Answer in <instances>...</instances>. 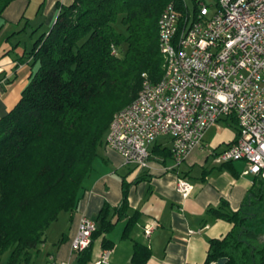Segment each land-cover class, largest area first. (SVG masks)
Here are the masks:
<instances>
[{
    "label": "trees",
    "instance_id": "trees-1",
    "mask_svg": "<svg viewBox=\"0 0 264 264\" xmlns=\"http://www.w3.org/2000/svg\"><path fill=\"white\" fill-rule=\"evenodd\" d=\"M12 1L0 0V26ZM171 1L185 12L183 0L58 4L51 29L35 40L27 54L32 59L30 79L19 101L0 117V256L9 252L7 264H28L58 215L78 207L93 161L107 145L115 113L137 97L143 73L155 82L163 77L157 26ZM119 19L125 31L117 29ZM122 184L121 204H104L94 218L92 240L103 235L106 249L113 244L107 234L119 221L126 219L127 237L139 218L137 211L129 214L125 176ZM263 203L264 179L255 176L240 208L231 210L223 200L206 209L232 228L210 240L203 264L221 257L228 258L225 264H264ZM92 240L79 252L78 264L90 260ZM134 246L133 264H145L150 250L142 243Z\"/></svg>",
    "mask_w": 264,
    "mask_h": 264
},
{
    "label": "crops",
    "instance_id": "crops-1",
    "mask_svg": "<svg viewBox=\"0 0 264 264\" xmlns=\"http://www.w3.org/2000/svg\"><path fill=\"white\" fill-rule=\"evenodd\" d=\"M73 0H13L3 12L0 26V117L19 101L31 75V57L27 56L35 40L51 29L59 12L58 4ZM238 123L233 116L221 117L206 130L200 146L178 166L172 159L170 135H160L149 145L151 157L146 168L127 164L122 155L105 145L94 160L93 169L84 182L78 207L61 212L60 235L48 249L45 241L33 250L28 264H45L49 255L78 264L79 253L72 250L81 215L97 217L104 204L119 206L122 200V177L130 183L129 214L139 213L130 235L123 237L126 219L119 221L107 237L113 241L109 264H133L135 243L150 250L145 264H203L212 238L226 235L232 223L208 214L206 209L223 200L237 210L248 199L255 176L245 174L244 159L221 162L218 154L238 137ZM162 138V140H159ZM185 177L194 188L184 196L177 188ZM64 214V215H63ZM116 218H114L115 220ZM159 224L150 237L143 225L150 220ZM103 235L92 240L91 258L99 259L104 248ZM8 256L0 264H7ZM25 264V263H21Z\"/></svg>",
    "mask_w": 264,
    "mask_h": 264
},
{
    "label": "built area",
    "instance_id": "built-area-1",
    "mask_svg": "<svg viewBox=\"0 0 264 264\" xmlns=\"http://www.w3.org/2000/svg\"><path fill=\"white\" fill-rule=\"evenodd\" d=\"M183 0L185 12L169 2L158 19L159 44L165 72L159 81L143 73L137 97L110 121L107 145L127 164L146 168L149 145L170 135L175 165L200 146L206 130L221 117L233 116L238 137L218 154L228 162L244 159L245 174L264 179V0ZM114 53L117 51L114 49ZM177 188L190 196L194 185L179 177ZM159 222L143 225L150 237ZM97 222L81 215L72 250L91 244ZM104 249L92 264H109ZM45 264H72L49 255Z\"/></svg>",
    "mask_w": 264,
    "mask_h": 264
},
{
    "label": "rangeland",
    "instance_id": "rangeland-1",
    "mask_svg": "<svg viewBox=\"0 0 264 264\" xmlns=\"http://www.w3.org/2000/svg\"><path fill=\"white\" fill-rule=\"evenodd\" d=\"M208 4L212 5L215 3V0H205ZM190 8L192 10H194L195 8V1L194 0H188ZM117 29H120L121 31H125V26L123 25V23L121 22V20L119 19L117 21L116 24ZM159 140H162V138H160ZM264 204V203H263ZM64 215V214H63ZM63 218L62 216L54 221L47 229H46V233H45V239L46 241L45 243V247L48 249H51L55 243H53L54 241L57 240L58 236L60 235V228L63 227ZM9 254V252L4 253L3 255L0 256V261H4L5 257H7V255Z\"/></svg>",
    "mask_w": 264,
    "mask_h": 264
},
{
    "label": "water",
    "instance_id": "water-1",
    "mask_svg": "<svg viewBox=\"0 0 264 264\" xmlns=\"http://www.w3.org/2000/svg\"><path fill=\"white\" fill-rule=\"evenodd\" d=\"M227 260H228L227 257H221L216 262H214V264H225L224 262L227 261Z\"/></svg>",
    "mask_w": 264,
    "mask_h": 264
}]
</instances>
